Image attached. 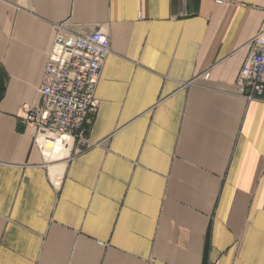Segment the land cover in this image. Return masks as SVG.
<instances>
[{"label": "crops", "instance_id": "obj_1", "mask_svg": "<svg viewBox=\"0 0 264 264\" xmlns=\"http://www.w3.org/2000/svg\"><path fill=\"white\" fill-rule=\"evenodd\" d=\"M63 23L111 41L86 143L24 124ZM263 27L264 0H0V264H264L236 85Z\"/></svg>", "mask_w": 264, "mask_h": 264}, {"label": "built area", "instance_id": "obj_2", "mask_svg": "<svg viewBox=\"0 0 264 264\" xmlns=\"http://www.w3.org/2000/svg\"><path fill=\"white\" fill-rule=\"evenodd\" d=\"M56 30L42 74L40 103L24 109V124L38 134L70 135L86 143L87 130L99 106L96 90L112 52L111 41L101 30L86 31L68 23L57 25ZM248 47L236 82L238 92L247 101L264 100V27Z\"/></svg>", "mask_w": 264, "mask_h": 264}, {"label": "bare ground", "instance_id": "obj_3", "mask_svg": "<svg viewBox=\"0 0 264 264\" xmlns=\"http://www.w3.org/2000/svg\"><path fill=\"white\" fill-rule=\"evenodd\" d=\"M45 138H46V137H45ZM44 143H45V142H44ZM42 144H43V143H42ZM42 144H41V145H42ZM44 146H45V145H44ZM49 146H50V145H49ZM52 146H53V145H52ZM58 146H61V145L58 144ZM58 148H59V147H58ZM58 148H57V149H58ZM60 148H61V147H60ZM63 149H64V148H63ZM48 150H50V149H48ZM53 152H54V150H53ZM56 154H58V153H56ZM64 154H65V152H64ZM56 156H58V155H56ZM61 156H63V155H61ZM64 156H65V155H64ZM57 158H58V157H57ZM53 160H54V159H53Z\"/></svg>", "mask_w": 264, "mask_h": 264}]
</instances>
